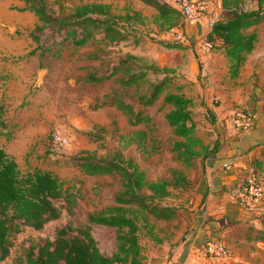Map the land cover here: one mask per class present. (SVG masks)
Instances as JSON below:
<instances>
[{"label":"rangeland","instance_id":"obj_1","mask_svg":"<svg viewBox=\"0 0 264 264\" xmlns=\"http://www.w3.org/2000/svg\"><path fill=\"white\" fill-rule=\"evenodd\" d=\"M87 1L109 3L119 17L129 9L138 10L144 16L143 23L138 26L118 18L124 38L101 40L96 32L85 44L76 46L70 38L62 39L63 31L54 26L37 30L36 25L41 22L33 12L21 8L22 0H0V105L4 109L0 144L15 158L21 172L49 169L78 195L73 213L64 208L58 218L49 220L41 229L26 226L12 234L10 255L0 260V264H20L23 247L31 241L52 237L66 224L78 226L86 221L88 213L114 203L118 178L85 174L71 163L73 155L104 156L119 149L124 156L132 157L151 180L169 177L170 170L175 168L183 170L191 186L200 182L204 173L200 155L193 164L185 165L172 149L173 142L182 138L165 119L170 105L163 102V93L143 109L150 120L138 124H130L127 115L115 106H100L106 96L119 95L138 108V94L149 91V81H158L168 74L176 86L174 90L192 98L194 133L209 145L224 129L233 128L230 117L236 110L251 111L255 116L253 126L258 118L260 124L264 120V22L249 28L258 32L257 41L233 82L227 58L217 51L209 60L200 62L189 45L179 42L181 45L175 47L164 45L163 38L169 39V28L181 22L178 14L171 16L168 26L166 21L155 22L156 8L142 0H46V3L54 14L64 15ZM204 1L218 9V0ZM241 5L244 9L255 6L253 0H242ZM33 33L38 34V41L32 37ZM128 54L141 64L153 63L166 69L153 72L144 68V76L129 86L120 84L123 75L120 70L100 82L86 81L87 74L107 72ZM212 63L216 69H209ZM134 69L140 72L137 66ZM204 104L214 111V121ZM57 131L66 137V144L53 141L52 135ZM141 131L144 133L138 141L136 133ZM171 192L164 201L177 207V215L168 220L150 217L161 242H154L141 231L145 258L156 248L163 252L164 242L176 244L196 223L193 199L190 201L193 193L173 188ZM92 234L101 250L109 253L114 249L115 228L93 225Z\"/></svg>","mask_w":264,"mask_h":264},{"label":"trees","instance_id":"obj_2","mask_svg":"<svg viewBox=\"0 0 264 264\" xmlns=\"http://www.w3.org/2000/svg\"><path fill=\"white\" fill-rule=\"evenodd\" d=\"M22 9L33 12L41 24L63 31L62 39L70 38L76 46H81L88 39L100 33L99 39L117 41L125 37L118 18L124 22L143 23L144 16L138 10H127L124 16L112 12L106 2L87 1L75 5L68 14H54L46 0H22ZM153 5L157 14L154 21L158 24L167 22L179 12L162 0H142ZM242 0H220L221 10L207 38L212 51H217L228 61L230 78H237L249 54L255 47L258 32L252 26L264 22V0H253L255 6L244 9ZM32 37L38 41V34ZM164 45L175 47L177 41L165 39ZM137 66L140 72L134 67ZM153 72L165 70L153 63L141 64L135 56L128 54L114 63L107 72L86 76V81L100 82L117 71L123 75L119 82L122 86L137 84L138 77H143L145 69ZM173 80L164 74L158 81H149L147 93L138 94V108L123 97L112 94L106 96L100 106H115L127 115L130 124L148 122L150 116L144 113V107L152 104L162 93L164 103L170 105L165 119L173 127L174 133L182 139L175 140L172 149L176 157L185 165H191L200 155V166L204 169L205 160L210 152L219 147L218 137L212 144H205L195 133V121L192 116V98L179 90H174ZM212 121L216 119L214 111L204 104ZM3 106L0 105V124L3 120ZM143 131L136 133L139 141ZM264 143V142H262ZM71 163L88 175L109 174L116 176L119 189L114 195V203L99 211L90 212L86 221L78 226L66 224L59 227L52 237L31 241L23 247L20 264H144L145 254L140 242V233L160 243L154 222L150 217L168 220L177 215V207L166 203L171 196V189L186 190L193 193L190 179L181 169H171L169 177L151 180L132 157H126L119 149H113L104 156L94 153H79L70 157ZM193 195V194H192ZM77 192L65 186L56 173L49 169L34 168L21 172L15 158L0 144V260L10 255L11 235L28 226L41 229L49 220L58 218L65 208L73 213L77 203ZM205 194L202 196L203 201ZM93 225L115 228V247L105 252L98 246L92 234ZM253 239L264 241V229H257Z\"/></svg>","mask_w":264,"mask_h":264},{"label":"crops","instance_id":"obj_3","mask_svg":"<svg viewBox=\"0 0 264 264\" xmlns=\"http://www.w3.org/2000/svg\"><path fill=\"white\" fill-rule=\"evenodd\" d=\"M214 54L217 52L212 51L208 58ZM210 68L216 69L215 63ZM237 78L230 79L235 82ZM259 122L260 118L246 132L232 128L218 134V150L208 154L203 176L190 198L196 223L176 244L164 242L163 252L156 248L147 254L144 264H264V241L253 239L257 229H264V198L245 206L238 197L248 169H253L264 185V120L262 125ZM228 160L232 164L225 167ZM218 237L226 242L228 255H205L204 242Z\"/></svg>","mask_w":264,"mask_h":264},{"label":"built area","instance_id":"obj_4","mask_svg":"<svg viewBox=\"0 0 264 264\" xmlns=\"http://www.w3.org/2000/svg\"><path fill=\"white\" fill-rule=\"evenodd\" d=\"M175 8L181 17V22L172 26L167 31V37L193 48L198 61H206L212 52L211 42L207 38V32L218 18L221 4L218 1V9L213 8L204 0H162ZM255 116L251 111L236 110L230 117L231 125L236 130L249 131L254 123ZM54 142L66 144V137L55 132L52 135ZM232 161L224 163L225 167L231 166ZM239 202L248 206L259 202L264 198V185L253 169H248L244 180L238 190ZM204 254L211 258H224L228 255V248L224 239L218 237L208 239L203 244Z\"/></svg>","mask_w":264,"mask_h":264}]
</instances>
